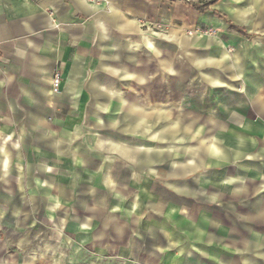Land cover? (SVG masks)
<instances>
[{"label": "crops", "instance_id": "obj_1", "mask_svg": "<svg viewBox=\"0 0 264 264\" xmlns=\"http://www.w3.org/2000/svg\"><path fill=\"white\" fill-rule=\"evenodd\" d=\"M167 49L179 68L167 71L172 54L165 74L182 76V100L189 92L200 109L182 115L195 125L182 141L192 134L194 145H182L175 175L139 182L129 208L102 189L75 212L73 183L58 175L68 125L124 105V52L137 64L140 50ZM162 114L147 122L170 123ZM0 264H264V0L204 11L173 0H0Z\"/></svg>", "mask_w": 264, "mask_h": 264}, {"label": "rangeland", "instance_id": "obj_2", "mask_svg": "<svg viewBox=\"0 0 264 264\" xmlns=\"http://www.w3.org/2000/svg\"><path fill=\"white\" fill-rule=\"evenodd\" d=\"M207 1L209 0H200L197 6ZM148 33L152 35L151 32ZM197 33L210 35L199 31ZM167 50L169 52V49ZM172 54L174 60L167 71H172L173 67L179 68L178 53L172 50L169 55L160 53L156 57H152L145 50H140L137 64L135 58L124 52L122 86L124 105L121 108L108 109L105 115L99 114L104 109L92 108L89 122L68 125L66 133L69 139L60 140V148L69 147L71 153L60 155L58 175L60 181L73 183L74 194L76 199L78 198L76 201L80 202L73 204L75 212L81 213L82 207L88 205L81 202H87L88 196L97 197L102 189L106 190L108 195L119 198L108 199L109 204L116 206L118 202L119 210L129 208L132 199L141 191L138 187L139 182L165 179L168 170L175 175L174 168L182 163V145L187 147L194 145L192 134L187 135L192 138L182 141L184 126L188 132L195 130L194 123L182 124V115L185 111L194 113V110L200 109L195 107L189 92L182 100V76L181 82L178 83L177 77L165 74L163 61L169 60L168 56L171 57ZM185 63L193 65L194 62L186 60L183 67L186 66ZM190 78L192 82L196 78L193 71ZM132 102L134 107L130 106ZM210 107L211 101L208 99L202 107L203 111L210 110ZM163 112L170 115V123L164 124L165 129L162 123L152 125L147 122L148 115L155 114L157 117L163 115ZM163 129L167 131L164 138ZM120 148L124 151L133 149L138 155L121 157ZM146 152L154 153L155 156L150 159ZM152 159L154 168H148L146 162L153 164ZM99 180L103 182L104 187L97 186ZM70 191L69 188L68 192ZM96 206L98 205L91 202L92 209L97 208Z\"/></svg>", "mask_w": 264, "mask_h": 264}, {"label": "built area", "instance_id": "obj_3", "mask_svg": "<svg viewBox=\"0 0 264 264\" xmlns=\"http://www.w3.org/2000/svg\"><path fill=\"white\" fill-rule=\"evenodd\" d=\"M173 1H177V2H181L182 4L186 5V6H190L192 7L194 4L199 5L200 0H173ZM210 1V0H209ZM198 3V4H197ZM141 26L143 28H145L146 30H150L154 33L157 32H162L163 28L156 25H152L149 23H141ZM200 33H205V34H211V31H199ZM188 35H192L193 32H188ZM60 81H61V76L60 73L58 71H56L52 77V81H51V85L53 89H58L60 86Z\"/></svg>", "mask_w": 264, "mask_h": 264}, {"label": "trees", "instance_id": "obj_4", "mask_svg": "<svg viewBox=\"0 0 264 264\" xmlns=\"http://www.w3.org/2000/svg\"><path fill=\"white\" fill-rule=\"evenodd\" d=\"M218 0H210V1H207L206 3L200 5V6H197V5H193L192 7H195L198 11H204L206 10L209 6L213 5L214 3H216ZM238 32L240 33H243L242 29L240 28H236L234 27Z\"/></svg>", "mask_w": 264, "mask_h": 264}]
</instances>
